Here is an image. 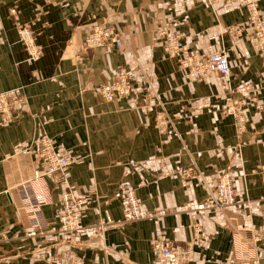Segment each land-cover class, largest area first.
<instances>
[{"label":"crops","instance_id":"crops-1","mask_svg":"<svg viewBox=\"0 0 264 264\" xmlns=\"http://www.w3.org/2000/svg\"><path fill=\"white\" fill-rule=\"evenodd\" d=\"M104 1L0 0V93L20 87L24 96L14 106L13 121L5 123L0 116V264H53L48 256L69 246L67 237L57 233L54 217L65 187L49 177L40 184L46 202L35 208L44 231L56 233V244L28 235L36 223L30 201L40 194L29 181L38 163L14 148L41 133L74 158L68 183L75 195L90 200L75 247L79 264H154L151 241L158 224L125 221L119 197L123 182L135 188L145 208L167 209L162 221L167 238L189 240L192 209L207 197L196 178L183 185L180 173L194 167L209 186L222 172L232 177L243 173L238 194L249 203L230 206L225 214L215 209L196 213L211 241L193 248L191 264H248L254 256L264 264V179L258 172L264 163V109L258 111L247 93L236 91L252 84L249 94L264 108V67L249 42L247 11L228 9L224 0ZM255 1L264 14V0ZM113 22L124 35L121 47L80 48L94 24ZM23 24L34 29L42 46L32 63L25 61L19 41L17 27ZM169 24L189 50L225 52L229 80L220 75L186 80L177 59L169 58L158 41L157 29ZM122 66L133 91L119 100H103L96 86L110 81ZM232 99L241 100L248 119L239 135L233 116L222 112ZM160 107L174 120L165 131L155 126ZM160 163L174 175L157 179ZM105 214L112 226L100 230ZM228 216L251 226L245 236L258 240L238 247Z\"/></svg>","mask_w":264,"mask_h":264},{"label":"built area","instance_id":"built-area-1","mask_svg":"<svg viewBox=\"0 0 264 264\" xmlns=\"http://www.w3.org/2000/svg\"><path fill=\"white\" fill-rule=\"evenodd\" d=\"M105 2L104 0H102ZM211 0L210 3H215ZM228 9L234 6L244 8L247 11V21L245 27L249 30V42L261 57L264 67V14L260 10L255 0H224ZM12 14L15 9H11ZM17 32L19 41L23 44L26 51L25 61L32 63L37 61L42 53V46L37 43L34 30L28 26H18ZM158 41L161 44L165 54L169 58L177 59L178 66L183 70L184 77L188 81H196L207 78L211 75H220L229 80L230 64L225 52L217 51L210 54H201L198 50H189L187 45L181 41L180 35L175 28L169 24L161 26L157 29ZM124 43V35L122 29L117 23H101L92 26L90 34L83 40L80 48L83 51L88 49L100 48H118ZM81 60V56H77ZM147 85L151 82L145 77ZM134 89V84L129 77L128 69L124 66L118 68L113 74L110 81L102 82L96 86V92L103 100L113 101L127 97ZM254 90L252 84H243L236 88L239 93H247V99L254 103L258 111L264 108L262 104L257 102V98L253 94H249ZM20 87L12 88L6 92L0 93V116L5 123L13 121L15 117L14 106L24 101V96L20 95ZM160 104V103H159ZM222 112L231 114L234 118V127L237 135L244 132L247 124V117L242 108V102L238 99H232L226 102ZM173 118L169 116L163 107H160L155 117V126L159 131H165L168 125L173 124ZM15 153L32 154L38 163L37 168L32 170L31 180L38 186V196L30 201L29 207L34 211L35 226L28 232L29 236H41L44 241L49 244H56V233H46L43 229V222L37 217L36 206L46 202L45 196L41 191V182L45 177L65 187L62 192L60 205L61 208L55 213L54 217L58 223L57 233L67 237L69 246L59 254L48 256V260L53 264H79V256L76 252L77 238L84 233L81 223L83 212L88 208L90 200L84 195H75L71 185L68 183V171L74 158L67 152L57 149L54 140L45 133L39 134L32 141H24L22 144L14 148ZM258 172L264 179V163L258 168ZM174 174L169 171L163 163L159 164V172L157 179L163 177H172ZM183 185H186L188 178H196L204 184L207 190V197L204 201L199 202L192 209L191 222V238L183 243H178L165 236L162 227L163 218L167 214L166 208L147 209L139 201L135 188L129 182H123L119 187V197L125 205L124 219L125 221L138 220H154L158 227L154 231L151 241V250L153 254L154 264H191L193 260V248H205L211 241V236L204 233L196 220V213L204 209H215L223 214L225 210L237 204L248 205L247 197L242 199L239 197L238 190L240 182H244V174L241 173L237 177L230 176L227 172H222L218 176L217 183L214 186L207 185L205 178L197 171L196 167L189 168L180 173ZM244 184V183H243ZM246 193V188L244 187ZM106 218L99 223L100 230H106L112 226L108 214ZM231 228L233 229L238 247L241 244H252L258 238L249 240L246 232H252L251 226L236 224L231 217H227ZM262 227L264 229V216L262 218ZM93 245H96L93 243ZM259 258L254 256L250 258L248 264H258ZM241 264L240 260L236 264ZM247 264V263H246Z\"/></svg>","mask_w":264,"mask_h":264},{"label":"rangeland","instance_id":"rangeland-1","mask_svg":"<svg viewBox=\"0 0 264 264\" xmlns=\"http://www.w3.org/2000/svg\"><path fill=\"white\" fill-rule=\"evenodd\" d=\"M23 25H28V26H30L29 24H23ZM23 25H21V26H23ZM31 27V26H30ZM32 28V27H31ZM33 29V28H32ZM34 30V29H33ZM38 43V42H37ZM22 44V43H21ZM39 44V43H38ZM23 45V44H22ZM24 47V46H23ZM6 91H8V90H6ZM6 91H4V92H6ZM2 93V92H1Z\"/></svg>","mask_w":264,"mask_h":264}]
</instances>
